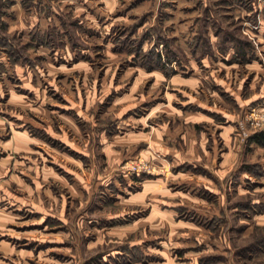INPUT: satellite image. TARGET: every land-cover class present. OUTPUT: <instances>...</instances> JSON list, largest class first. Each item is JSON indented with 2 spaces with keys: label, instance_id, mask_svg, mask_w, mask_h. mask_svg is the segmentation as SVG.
<instances>
[{
  "label": "rangeland",
  "instance_id": "rangeland-1",
  "mask_svg": "<svg viewBox=\"0 0 264 264\" xmlns=\"http://www.w3.org/2000/svg\"><path fill=\"white\" fill-rule=\"evenodd\" d=\"M259 130L264 0H0V264H264Z\"/></svg>",
  "mask_w": 264,
  "mask_h": 264
},
{
  "label": "crops",
  "instance_id": "crops-1",
  "mask_svg": "<svg viewBox=\"0 0 264 264\" xmlns=\"http://www.w3.org/2000/svg\"><path fill=\"white\" fill-rule=\"evenodd\" d=\"M190 78V77H189ZM197 79V78H196ZM198 80V79H197ZM198 82V81H197ZM223 86L225 87V90H227V91H229L231 94H234L235 95V97H237V95H236V92H237V88L236 89H234V87H233V85H231L230 84V82L226 79L225 80V82H223ZM239 86H240V84H239ZM230 94V95H231ZM238 101H239V99H238ZM200 103V105H202V107L204 108V109H210L211 108V104H208V106L206 105V103H205V100H202V101H200L199 102ZM240 105V104H239ZM220 108H218V110H217V112L220 114V113H222V115H223V117H225V118H227V120H224V121H233V120H235V118L237 117V114H238V112L236 111V110H230V109H228L226 106H224V105H221V106H219ZM188 115H190V114H188ZM194 115V114H193ZM188 119V118H187ZM218 119H220V118H218ZM221 121H223V120H221ZM194 123V122H193ZM222 123V122H221ZM222 124H224V123H222ZM161 127H159V126H155L156 127V129H155V136H157L158 138H160V139H163L165 136H167V135H169V136H173L174 135V132L172 131V130H168V127L166 126V125H160ZM233 124H232V122L231 123H229V124H224V125H222V131L225 133H230L232 130H233ZM165 133L167 134V135H165ZM168 137V136H167ZM156 144H159V143H156ZM150 147L149 148H153V146H155V142H153V143H151L150 145H149ZM160 146H161V148L164 146L162 143H160ZM171 149V148H170ZM145 151H147V149L145 150Z\"/></svg>",
  "mask_w": 264,
  "mask_h": 264
},
{
  "label": "trees",
  "instance_id": "trees-1",
  "mask_svg": "<svg viewBox=\"0 0 264 264\" xmlns=\"http://www.w3.org/2000/svg\"><path fill=\"white\" fill-rule=\"evenodd\" d=\"M251 139L258 143L264 144V130L256 131L252 136Z\"/></svg>",
  "mask_w": 264,
  "mask_h": 264
},
{
  "label": "built area",
  "instance_id": "built-area-1",
  "mask_svg": "<svg viewBox=\"0 0 264 264\" xmlns=\"http://www.w3.org/2000/svg\"><path fill=\"white\" fill-rule=\"evenodd\" d=\"M134 167H136V166H134Z\"/></svg>",
  "mask_w": 264,
  "mask_h": 264
}]
</instances>
